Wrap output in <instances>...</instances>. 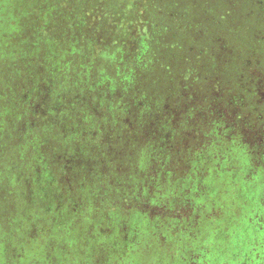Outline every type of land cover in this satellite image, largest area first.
I'll use <instances>...</instances> for the list:
<instances>
[{
  "label": "trees",
  "instance_id": "obj_1",
  "mask_svg": "<svg viewBox=\"0 0 264 264\" xmlns=\"http://www.w3.org/2000/svg\"><path fill=\"white\" fill-rule=\"evenodd\" d=\"M149 241L264 264V0H0V264Z\"/></svg>",
  "mask_w": 264,
  "mask_h": 264
},
{
  "label": "rangeland",
  "instance_id": "obj_2",
  "mask_svg": "<svg viewBox=\"0 0 264 264\" xmlns=\"http://www.w3.org/2000/svg\"><path fill=\"white\" fill-rule=\"evenodd\" d=\"M165 177H167V176L165 175ZM242 186L243 185H241V188L244 191ZM219 189H220V192H221V196L218 199V202H219V200L221 202L222 195H223V192H224L226 194V196H225V199L221 202V205H223L224 209L230 208L232 211L238 213V211H240V210H238L237 206L235 207L233 205H230V202L236 203L237 201H239L237 196H231V198H229L228 197V193H229L230 188L229 189L228 188L224 189V185H220ZM46 209H47V211L51 210L50 208H46ZM49 214L50 213L45 214V215H49ZM71 215H73L72 214V210L69 211V216H71ZM66 217H67V215H66ZM128 240L129 239H125V242H127ZM151 242L152 241H149V243H146V245H142L140 247L141 254H143L144 257L140 258L141 259V263H138V264H165V262H167V259L169 258V255L172 253L173 248L170 245H165V244H163V246H159L157 244H153V246H150ZM28 243H29L28 245H31L30 242H28ZM37 247L41 248V246H37ZM75 248L76 247H74V249ZM72 253H73V251H72ZM41 255L42 254H40V251H38L36 260L41 258ZM82 264H84V262Z\"/></svg>",
  "mask_w": 264,
  "mask_h": 264
}]
</instances>
